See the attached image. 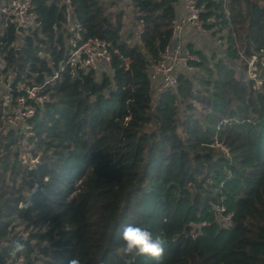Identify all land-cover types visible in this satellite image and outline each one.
Listing matches in <instances>:
<instances>
[{
  "label": "trees",
  "instance_id": "16d2710c",
  "mask_svg": "<svg viewBox=\"0 0 264 264\" xmlns=\"http://www.w3.org/2000/svg\"><path fill=\"white\" fill-rule=\"evenodd\" d=\"M129 3L126 29L101 0H34L38 25L14 47L0 16L17 80L52 75L69 22L108 45L111 73L64 64L29 122L30 166L0 99V264H156L124 254L128 224L165 240L161 264H264V66L251 77L248 65L264 54V0H200L217 19L207 29L227 31L223 56L157 97L147 67L170 41L176 0Z\"/></svg>",
  "mask_w": 264,
  "mask_h": 264
},
{
  "label": "built area",
  "instance_id": "2783aa9c",
  "mask_svg": "<svg viewBox=\"0 0 264 264\" xmlns=\"http://www.w3.org/2000/svg\"><path fill=\"white\" fill-rule=\"evenodd\" d=\"M33 3L34 0H11L8 5L0 9L4 26L12 27L17 39V43L12 47L22 42L23 38L38 25ZM176 3L181 5L182 13L172 22L170 41L158 53L157 59L150 62L147 67V76L154 97L175 89L178 75L190 70L192 64L200 61L199 56L184 47L185 30L192 28L204 33L208 26H213L217 22L212 15L203 18L208 10L200 0H176ZM68 29L70 39L67 44V57L58 63L57 69L51 76H46L41 84L23 79L17 80L15 74L7 70L6 59L0 53V99L4 119L9 128L25 134L20 144L26 143L30 131L29 122L43 101L41 94L46 87H52L53 82L60 77L64 64L94 73L103 72L109 67L110 53L108 45L103 40L95 37L82 38L78 32V25L71 22L68 24ZM39 56L45 57L44 53H40ZM253 61H255L254 56L248 62L249 68ZM261 65L264 66V63L262 62ZM252 72L250 71L249 74L253 75Z\"/></svg>",
  "mask_w": 264,
  "mask_h": 264
},
{
  "label": "rangeland",
  "instance_id": "374dc122",
  "mask_svg": "<svg viewBox=\"0 0 264 264\" xmlns=\"http://www.w3.org/2000/svg\"><path fill=\"white\" fill-rule=\"evenodd\" d=\"M101 1L104 2L107 6H109L110 12L119 13L122 16V22L124 23L125 28L126 29L129 28L130 17H131V7L129 0H101ZM226 34L227 31L223 29L221 31L216 32L215 35L205 36V37L202 36L200 37V42H199L200 51L196 52L193 49H191L190 52L196 54L197 56H199V58L204 59L210 65L211 59L216 58V54L221 52L220 47H223V44H219V41L225 40ZM254 57H255V62H258L259 60L264 63V54L262 55L258 54L255 55ZM190 68H191L190 70L184 72L187 76L190 77L198 73L197 68H195L194 66H191ZM103 74L110 77L111 73L109 68H105L103 72L102 71L98 72L96 75L97 80H99ZM249 76L253 77V75L251 74H249ZM20 145H22L21 148L19 149L20 159L23 161L24 164H27L29 166L32 165L34 161L32 160L31 154L29 153L30 147L26 146L25 143H22ZM22 206L23 205H21L20 207ZM218 222L226 225V221L222 218H218Z\"/></svg>",
  "mask_w": 264,
  "mask_h": 264
},
{
  "label": "clouds",
  "instance_id": "9594fccd",
  "mask_svg": "<svg viewBox=\"0 0 264 264\" xmlns=\"http://www.w3.org/2000/svg\"><path fill=\"white\" fill-rule=\"evenodd\" d=\"M27 205L23 206L24 208ZM121 239L124 242L123 252L126 255L133 256H148L156 261V264H161L164 256L165 240L160 236H153V233L142 226L132 224L126 225L121 232ZM16 250H23V244L17 243ZM69 264H81L78 258H73Z\"/></svg>",
  "mask_w": 264,
  "mask_h": 264
},
{
  "label": "crops",
  "instance_id": "0c3cea01",
  "mask_svg": "<svg viewBox=\"0 0 264 264\" xmlns=\"http://www.w3.org/2000/svg\"><path fill=\"white\" fill-rule=\"evenodd\" d=\"M181 13H182V7H181L180 4L176 3V5H175L176 18L179 17L181 15ZM212 35H215V34H213L212 30L206 29V31L204 33H200V32L195 31L192 28H187L185 30L184 36H183L184 47L186 49H188L189 51L191 49H193L196 52L200 51V48H199L200 37H202V36H204V37L205 36H212ZM212 40H214V39H212ZM219 44H223V47H220L221 48V52L216 54V59H219V58H221L223 56L225 40L219 41Z\"/></svg>",
  "mask_w": 264,
  "mask_h": 264
},
{
  "label": "water",
  "instance_id": "95a60500",
  "mask_svg": "<svg viewBox=\"0 0 264 264\" xmlns=\"http://www.w3.org/2000/svg\"><path fill=\"white\" fill-rule=\"evenodd\" d=\"M255 65H256V62L253 61L250 65V71H254L255 70Z\"/></svg>",
  "mask_w": 264,
  "mask_h": 264
}]
</instances>
